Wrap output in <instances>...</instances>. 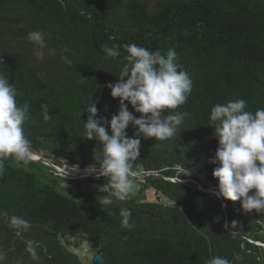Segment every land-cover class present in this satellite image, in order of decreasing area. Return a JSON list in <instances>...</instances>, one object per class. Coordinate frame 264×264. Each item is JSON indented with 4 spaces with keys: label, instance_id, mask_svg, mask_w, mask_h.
Here are the masks:
<instances>
[{
    "label": "trees",
    "instance_id": "obj_1",
    "mask_svg": "<svg viewBox=\"0 0 264 264\" xmlns=\"http://www.w3.org/2000/svg\"><path fill=\"white\" fill-rule=\"evenodd\" d=\"M36 30L45 36L43 59L28 39ZM130 43L161 53L175 48L193 81L186 103L164 113H188L181 132L163 141L138 133L140 155L131 162L143 189L165 200L140 201L132 191L119 200L103 177L92 182L100 188L93 193L43 161L5 158L0 264H85L66 245L73 239L96 242L101 264H208L214 256L264 264V212L215 195L216 165L208 162L217 147L208 125L213 105L243 98L246 110L264 108V0H0V72L18 103L30 105L23 128L32 152L78 169L99 167L102 147L85 138L86 104L95 100L105 120L117 111L105 85L118 79L122 46ZM113 44L121 46L116 58L103 51ZM122 208L131 212V229L121 226ZM13 216L27 226L13 225Z\"/></svg>",
    "mask_w": 264,
    "mask_h": 264
},
{
    "label": "clouds",
    "instance_id": "obj_2",
    "mask_svg": "<svg viewBox=\"0 0 264 264\" xmlns=\"http://www.w3.org/2000/svg\"><path fill=\"white\" fill-rule=\"evenodd\" d=\"M28 39L37 48V56L43 59L46 47L44 33L40 30L28 33ZM125 63L118 79L105 86L110 96L118 98V109L110 119L97 116L96 101L86 104L88 117L85 121V138L97 141L102 151L95 157L98 168L88 169L99 176L108 177L114 195L119 200L128 198L135 175L131 162L138 159L141 137L163 141L178 132L188 113L175 110L185 104L193 89L190 73L178 63L175 48L165 53L152 51L135 43L124 44ZM120 45H105L103 51L110 58L120 55ZM66 51V49H65ZM68 63H71L68 61ZM127 101V104L125 103ZM131 105L135 113L129 111ZM30 105L19 104L17 89L8 76L0 72V176L4 174V160L13 157L17 162L28 163L33 159L31 143L24 134L23 125L29 118ZM243 98L216 103L209 114V126L217 140L214 155L209 163L216 165L212 176L217 181L215 195L225 200L239 201L246 211L264 212V108L246 110ZM44 119H50L48 105L42 104ZM136 128L132 136L126 129ZM107 125V128L106 126ZM191 172L187 169V175ZM112 203L109 196L102 200L103 206ZM121 226L125 229L131 224V212L120 210ZM13 225L27 226L21 217L11 218ZM28 251L37 257L33 243L28 242ZM237 260L241 257L236 256ZM3 257L0 256V262ZM208 264H231L227 258L214 256Z\"/></svg>",
    "mask_w": 264,
    "mask_h": 264
},
{
    "label": "rangeland",
    "instance_id": "obj_3",
    "mask_svg": "<svg viewBox=\"0 0 264 264\" xmlns=\"http://www.w3.org/2000/svg\"><path fill=\"white\" fill-rule=\"evenodd\" d=\"M33 156L34 157L38 156L39 158H42V161L48 166L54 168L62 178L77 181L79 182L80 185H82V187L87 188V190L93 193H95L97 190H100V188H98V186L93 184L92 182L96 179L102 178L103 176H99L95 172H91L85 176L81 174L82 172H87L88 169H92V167H87L84 168L83 170V169H78L73 165L68 164L59 159L45 158L43 154L33 153ZM103 178H104L103 180L110 181V178L108 177H103ZM143 178H144L143 175H140L139 173H135V175L131 179L132 187L130 191L137 193L138 199L140 201H152L157 195V198L163 202L165 198L160 193L154 192L153 190L143 189L142 186ZM66 245L72 252H74L82 260L83 263L92 264L91 258L95 253V249L90 242L86 240L73 239L70 240V242L67 243Z\"/></svg>",
    "mask_w": 264,
    "mask_h": 264
},
{
    "label": "water",
    "instance_id": "obj_4",
    "mask_svg": "<svg viewBox=\"0 0 264 264\" xmlns=\"http://www.w3.org/2000/svg\"><path fill=\"white\" fill-rule=\"evenodd\" d=\"M33 160L42 161V158H39L38 156L37 157L33 156ZM211 190L215 191V189H211ZM88 242H90L95 249V253L93 254V256L91 258V263L92 264H101L102 263V255L98 250V244L96 242H94L93 240H88Z\"/></svg>",
    "mask_w": 264,
    "mask_h": 264
},
{
    "label": "bare ground",
    "instance_id": "obj_5",
    "mask_svg": "<svg viewBox=\"0 0 264 264\" xmlns=\"http://www.w3.org/2000/svg\"><path fill=\"white\" fill-rule=\"evenodd\" d=\"M60 169H61V168H60ZM76 170H77V169H76ZM83 170H84V169H83ZM89 173H91V172H88V171H87V172H82L81 174L85 176V175H88ZM72 175H73V174H72Z\"/></svg>",
    "mask_w": 264,
    "mask_h": 264
}]
</instances>
